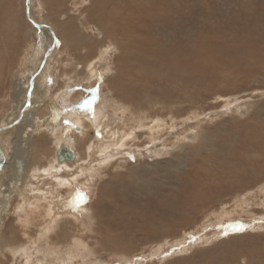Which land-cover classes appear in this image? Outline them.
<instances>
[{
  "label": "bare ground",
  "instance_id": "1",
  "mask_svg": "<svg viewBox=\"0 0 264 264\" xmlns=\"http://www.w3.org/2000/svg\"><path fill=\"white\" fill-rule=\"evenodd\" d=\"M28 1L20 12L9 0L0 9V264H132L131 257L142 249L131 245L136 233H141L143 245L152 249H162L171 241L175 245L179 242L174 241L177 231L199 208L225 202L220 196L230 191L226 182L215 186L200 175L190 186L192 177L187 175L183 190L157 200L148 216L131 210L124 189L111 190L110 185L120 175L118 169L128 164L118 156L125 144L144 158L161 155L162 160L155 164L166 166L171 173L184 166L190 138L200 132L190 131V115L178 109L184 90L168 86L173 97H167V104L159 99L161 79L180 76L187 83L190 60L222 58L229 51L224 49L221 54L215 47L221 42L230 41L238 47L249 42L242 33L238 38L239 29L226 26L215 35L205 29L194 30L196 36L193 34L190 42V12L196 9L202 15L211 14L213 7L220 5L233 11L234 4L231 0L214 4L208 0L211 6L198 3L197 7L192 3L195 0H83L87 6L79 14L75 13L78 7H71H75V0ZM236 12L240 16L237 8ZM224 15L239 25L240 20L231 13ZM18 38L24 53L16 62ZM58 38L62 58L53 43ZM100 61L107 63L108 73L101 86L105 100L94 103L92 111L85 113L75 104L85 89L95 88V77L102 79ZM78 63L82 71L76 67ZM52 66L60 76L56 88L45 85L51 80ZM162 72L165 75H160ZM55 113L58 115L53 116ZM208 143L205 138L198 145L203 148ZM62 144L73 151V160L58 161L57 150ZM16 160L20 161L19 171ZM148 169L136 165L127 178L148 187L150 176L144 175ZM45 185L50 186L45 189ZM240 189L245 190L235 189V204L241 201ZM78 192L86 198L93 193L92 202L77 204ZM226 211H220L218 221L231 219ZM158 233H162L161 239H157ZM195 233L184 231L181 237L188 239ZM203 233L200 239L208 240ZM169 237L172 239L166 242ZM65 238H69L67 244L63 243ZM103 250L106 259L100 252ZM254 256L221 248L199 253L200 262L191 264H264V255Z\"/></svg>",
  "mask_w": 264,
  "mask_h": 264
},
{
  "label": "rangeland",
  "instance_id": "2",
  "mask_svg": "<svg viewBox=\"0 0 264 264\" xmlns=\"http://www.w3.org/2000/svg\"><path fill=\"white\" fill-rule=\"evenodd\" d=\"M9 1L14 10L20 12V10L25 9V0ZM195 1L196 3H192L197 7L198 3L206 7H208V4L211 6L208 0ZM209 1L214 4L217 0ZM5 2L6 0H0V9ZM27 2L29 1L27 0ZM231 4H234L232 7L235 10L233 11L226 10L220 5L213 7L211 14L205 13V15L200 14L194 6L195 10L190 12V19H192L190 20V32L192 33V35H190V42L193 41V34L196 36L194 30L198 29L199 31H203L205 29L206 31L208 30L210 34L214 33L215 35L218 31H223L225 26L227 29H239L238 38L241 37L242 33L249 42L246 41L238 47L230 41H225L224 43L220 41L221 44H219V46L215 45V47L220 48L221 54L224 49H228L230 53L225 52L226 54H223L222 58L210 57V60L207 59L210 62L190 60V79L187 83L182 81L183 77H171L166 76L163 72L160 73V75L165 76L161 79L160 84L163 85H160L161 91L158 94L159 99L164 104H167V97H173L171 92H168L169 89H166L168 86L174 85L177 89L179 88V92L184 90L185 93H181V97H179L182 101L178 109L181 110L183 115H190V131H192L193 134L194 130L200 132L199 134H194V136L192 134L193 137L190 138L189 157L185 164H183L184 166L178 170L176 169L174 173H171L166 166L155 164L157 161L159 162L162 160V158H160L161 155L159 157L157 156L155 159L151 157L144 158L140 153L130 150L131 147L125 144L122 147L124 151L118 156L125 158L128 164L118 169L120 175L115 179L116 181L114 184L110 185V189H124L123 192L127 200L126 203H129L128 207L130 206L129 208H132L131 210H134L139 216H148L154 209L157 200L169 198L170 195L175 194L178 190L180 191L183 185V177L187 175H189L190 178L192 177L190 179V186L194 183L192 181H196L197 177L201 175L200 177L208 178L209 182L215 186L226 182L225 186L233 193L230 195V191H227L226 196H220V199L224 198L222 199L223 202L225 201L223 204L220 201H216L217 203L214 202L212 205L199 208L196 211L197 213H195L196 215L194 214L193 217H190V222L186 226H181V229L177 231L178 234L176 233V235H179L178 237L180 239L177 237L174 238V241L179 240L182 244L175 242L176 244L174 245V242L171 241L165 245L167 248L152 249L151 247L143 245L144 243L140 240L141 233H136L135 237L130 239L131 245L142 249L137 250V253L131 257L130 261H132V264H147L151 262H156L157 264H191V262H200L197 258L199 253L203 251H205V253H211L215 251V249L219 250L221 248L233 251L236 250L239 254H242V256L254 254L256 258H263L264 225L261 228L258 227L264 224V0H235V2L231 0ZM86 6L87 1L75 0V7H71H73V9H77L76 7H78L75 13L79 12L80 14ZM236 8L241 12L240 16L236 14ZM225 13H231L233 18L240 20L239 25L235 26L232 24L228 19L229 15L225 17ZM193 16H195V19H193ZM260 22L262 23L260 24ZM89 26L92 27V25ZM92 28L95 29L94 26ZM57 41L60 45L59 38ZM17 42V47L20 51L16 52L14 55L16 62L23 57L24 53H21L20 49V47H23L22 39L18 38ZM59 45H56L58 47L56 54L58 56L60 55L62 58L64 54ZM232 49L234 52L237 50V52L234 53ZM102 62L103 61H100V69L98 70L102 79L95 77L97 82L95 88H98L95 104H101L103 100H105V96L103 97L104 93L101 92V86L104 85L108 72L106 71L107 63H105V61ZM62 64H64V61ZM76 67L82 71L81 63H78ZM52 68L54 70L52 72L53 74L49 76L51 80H46L45 85L51 84L56 88L60 76L56 71V67L52 66ZM219 96H222V98ZM52 115L56 116L58 114L55 113ZM78 127L79 126H76V130L79 131L80 127ZM205 138H207L209 143L206 147L202 148L198 144H201V141ZM194 149H196L197 152L194 151ZM144 153L150 155L149 151H144ZM239 155H241V157ZM141 164L149 168L144 175H146V177L150 176V181L148 180L150 186L145 188L140 187L138 179L137 181H131L127 178L130 170L136 167V165L140 166ZM186 166L188 169L184 168ZM112 171H115V169ZM139 178L140 181H142V177L139 176ZM85 179L84 177L83 180ZM47 186L45 185L43 187L47 189ZM241 187L245 188V190L240 189L238 191L240 192L241 201L235 204V197L238 195L235 189ZM44 188L40 193L45 190ZM234 194H236V196ZM93 198L94 195L91 193V197H87L83 200L84 204H90ZM223 208L227 210L226 213L231 215V219L218 221L219 219L217 218H219L218 216ZM252 212L258 213L249 215ZM8 221H11V216L8 218ZM229 223L242 225V230L233 232L231 229L225 228V225ZM196 229L197 233H195ZM184 231L185 234L186 232L187 234L191 232L195 234L191 235L189 238L186 237L188 239H182L181 236ZM202 231L209 237L208 240L200 239L203 233ZM225 232L228 234L225 235ZM158 234L159 236L157 239L161 237L162 233ZM101 236H103V234ZM170 238L172 239V237H169L166 242H168ZM68 239L69 238H65L63 243L67 244L69 242ZM204 241L206 242L204 243ZM89 242L92 243L90 240ZM193 243H195V245ZM93 245L98 249L96 243ZM191 246L193 248H191ZM186 251L190 252L187 253ZM256 251L259 254L261 253V255L258 256L259 254H257ZM100 252L104 258L106 251L104 252L103 250ZM163 252L166 256L162 254ZM193 254H195L193 256L194 259H190V255ZM143 256L146 257L143 258ZM167 256H169V258H167ZM106 258L107 256H105V259ZM161 258H163L162 261ZM149 260H151V262H149ZM117 263L119 262H116V264ZM123 264H126V262Z\"/></svg>",
  "mask_w": 264,
  "mask_h": 264
},
{
  "label": "snow or ice",
  "instance_id": "3",
  "mask_svg": "<svg viewBox=\"0 0 264 264\" xmlns=\"http://www.w3.org/2000/svg\"><path fill=\"white\" fill-rule=\"evenodd\" d=\"M53 43L55 45H59L58 41H53ZM98 91V88H91V89H85L84 92L85 94L76 102L75 107L80 109L82 112L85 113H90L93 109V104L95 102V98H96V92ZM65 123H69L68 121H65ZM86 199V194H84L83 192H78L76 195V202L77 204L80 201H83ZM242 225L240 224H228L225 225V228L227 229H231L233 232H238L242 230ZM225 235H227L228 233L225 232Z\"/></svg>",
  "mask_w": 264,
  "mask_h": 264
},
{
  "label": "water",
  "instance_id": "4",
  "mask_svg": "<svg viewBox=\"0 0 264 264\" xmlns=\"http://www.w3.org/2000/svg\"><path fill=\"white\" fill-rule=\"evenodd\" d=\"M74 153L70 149V147L67 144H62L58 150H57V159L59 162L65 161V160H73ZM15 166L18 168V171L20 169V161L16 160Z\"/></svg>",
  "mask_w": 264,
  "mask_h": 264
}]
</instances>
